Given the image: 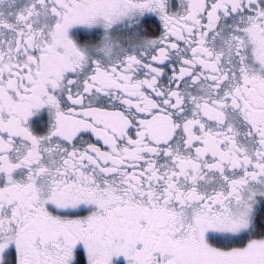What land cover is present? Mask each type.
Returning a JSON list of instances; mask_svg holds the SVG:
<instances>
[{
	"label": "snow or ice",
	"instance_id": "obj_1",
	"mask_svg": "<svg viewBox=\"0 0 264 264\" xmlns=\"http://www.w3.org/2000/svg\"><path fill=\"white\" fill-rule=\"evenodd\" d=\"M0 264H264V0H0Z\"/></svg>",
	"mask_w": 264,
	"mask_h": 264
}]
</instances>
